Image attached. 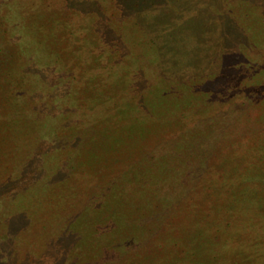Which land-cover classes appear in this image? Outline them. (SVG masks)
Returning <instances> with one entry per match:
<instances>
[{
    "label": "rangeland",
    "instance_id": "1",
    "mask_svg": "<svg viewBox=\"0 0 264 264\" xmlns=\"http://www.w3.org/2000/svg\"><path fill=\"white\" fill-rule=\"evenodd\" d=\"M72 1L0 0V231L25 239L17 256L2 240L0 264H264V75L255 78L264 69V0H235L243 11L232 15L197 0L213 6L208 29L187 23L190 0L175 3L181 15L169 26L139 33L127 18L129 46H111L113 54L105 48L118 41L113 28L98 32L112 20L85 28V7ZM69 6L76 35L65 32ZM7 78L18 83L13 92ZM241 80L245 98L223 87ZM192 93L230 98L229 117L182 119ZM259 113L261 126L249 121ZM212 125L234 143L241 132L258 136L212 159L208 181L222 188L180 182L177 167L199 161L197 133ZM35 167L32 183L24 175ZM98 187L112 191L108 203H81ZM15 213L27 215L23 234Z\"/></svg>",
    "mask_w": 264,
    "mask_h": 264
},
{
    "label": "trees",
    "instance_id": "2",
    "mask_svg": "<svg viewBox=\"0 0 264 264\" xmlns=\"http://www.w3.org/2000/svg\"><path fill=\"white\" fill-rule=\"evenodd\" d=\"M3 1H5L4 5H6L7 7H9V6L11 7V6H13V3L15 0H3ZM78 1H80L81 4H83V7H85V10L80 11L83 13V15H82L83 27H85V28L87 27L91 30L94 27V24L97 23V18H98V20H101L102 17L105 19L107 16L109 19L112 20V22L110 21L111 23L108 24L110 26H105L104 29L102 28L103 30L98 28V32L103 37V35L106 32V29L111 27V28H113V30H112L113 33L118 38V41L117 40L111 41V43H108V45L105 47L106 49H108L109 54H113L112 50L110 49L111 46L114 49V51L123 50L126 46L127 47L129 46L127 44H128V40H129V35H131L132 32H131V29H129L128 25L126 24L125 20L127 18H129V19L135 18L136 22L134 23V25L138 28L137 30H139V33H143L144 31L147 30L146 27H150V29L155 27V29H158L161 27V24H163V23H164V25L169 26L172 22L171 18H173L177 14L181 15L179 13V11L181 10V7H182L181 6L182 4H175L177 2H180L179 0H113L115 3H112L110 0H78ZM190 1L195 2V3H193V4H195L193 7L194 13L192 14V18L190 17L188 19L187 23H190L192 21L193 25L195 23V25H198L199 28H202V29L207 28L208 29V27L210 26L211 23H209L208 20H206L204 18H205V16H208V14H209L208 12L210 9L213 8V6L207 5V6L201 7V5L197 6V2H196L197 0H194V1L190 0ZM215 1L218 2L220 5H222V6L218 7L219 9H223L226 13H229L230 15H232L234 13H239V12L241 13L243 11V9H241L240 7L235 5V0H214V2ZM69 2H73V1L72 0H65L66 6L68 5ZM175 5H176V7H175ZM93 6H94V10H92V9L89 10V8H91ZM151 7H153V8H151ZM108 8L113 9V12H111V9L109 11ZM69 9L71 11L67 13V16H65V32L67 34L70 33V35L71 34L76 35V30H75L76 23H74L75 21H73L72 16H71V18L69 16V14H71V12L74 13V8L69 6ZM152 9H154V10H152ZM12 12H14V11H12ZM12 12L10 13V15L6 16V20L11 21L14 19V17H12V15H11ZM210 12H212V11H210ZM92 13L94 15H92ZM74 18L78 20L80 17L74 16ZM114 18L116 19L115 21H113ZM94 19H96V20L94 21ZM151 25H153V26H151ZM13 35H15V34H13ZM148 35H149V32H148L147 36ZM111 40H112V38H111ZM150 41H152V42H150ZM153 41L154 40H149L148 42L151 44V43H153ZM104 42H106V41L104 40ZM154 43H155V41H154ZM119 58H122V57H120V56L115 57V59H117V61H119ZM3 66H7V65H3ZM7 68H9V67H6V70H7L6 75L7 76H4V77H10L11 76V74H10L11 72ZM260 73L261 74H257V76L255 75V78L259 79L261 76H263L264 75V69H262V71ZM0 78H2V76ZM11 79H13V78H11ZM11 79H8L6 81V85L8 86V88H6V89L13 92V89H11V88H13V87H14V89H15V87L17 88L18 83L16 82L13 84V82L10 81ZM223 83H224L223 87H225L227 92L233 88L240 89L241 94H243V98L246 97V96L244 97V94L247 93L246 88H248V87L246 85L247 83H245V80H241L240 83L235 81L236 84H229L228 82H223ZM2 84H5V83L0 81V87H2ZM12 95H13V93H12ZM213 96L217 97V94L213 92ZM192 97L193 98H192L191 102L192 101L193 102L191 105L189 104L190 107H188V104H187V106H184L186 109H189V110H188V112L182 113L183 115H185L182 117V119L193 117L194 119L196 118L198 121V120H202V119L208 120L211 118L212 122L215 123L214 118L218 117L217 115H219V114H220L219 115L220 119L222 118L221 115H223V114H225V115H227V117H229L230 111H229V108H227V106H229L230 98H227V97L223 98L224 97L223 95L221 97L219 96V98L211 97V95H210V97H203V96L197 97V95L193 94V93H192ZM224 99H226V100H224ZM188 101L186 103H188ZM231 103H233V101ZM231 103H230V106H233V104H231ZM248 105H250V104H248ZM199 110H202V113H199L200 112ZM217 111L219 113H217ZM260 111L262 112V110H260ZM200 114H202V116ZM241 117H243V116H241ZM258 117H260V113L255 114V115L251 114L249 121L252 124L254 122L255 125H259L257 123ZM177 119H178V124L180 125L182 123L181 118L178 117ZM166 121H167V119H166ZM222 122H224V120ZM225 122H228V118H227V121H225ZM0 123L2 124L3 121H1ZM259 126H261V125H259ZM259 131H261L259 136H262V135L264 136V134L262 132V131H264V129H259ZM217 133L221 135L220 132H217ZM197 134H198L197 136L199 139H196V140H198V142L195 144L197 146V147H195L196 148L195 152H196V154L201 153V155L199 156L200 157L199 161L194 160V162H191V163H189V162L188 163H185V162L180 163V165L177 167L176 171L178 172V174L180 176L178 178V180L180 182H183L186 179L193 180L194 178H198L201 180V185L205 186L207 188H209L210 186H216V187L222 188V186H223V184L221 185L218 183H212V185H211V182L208 181L212 177V174H213L212 168L217 165V162L212 164V159L219 157V160H220V157L231 146L234 145L235 148L237 147L236 149H239V147L241 149L242 147H245V145H242V142L244 139H247L246 137H249V139H251V138L258 136L255 133L254 134L253 133H250V134L247 133L246 134V133L241 132L240 134H237L238 136H236L237 140L239 142L234 143L233 138H231V137L227 138V137H225V134H222L219 137L217 136V138H216V131H215V127H213V125L210 128L204 129ZM192 137H196V135L194 134V135H192ZM209 139H211V141H209ZM232 142H233V144H231ZM250 148H252V147L250 146ZM245 149L248 153H250V151H251V153H253L252 149H249V148L248 149L245 148ZM151 151H154V150H150V152ZM68 155H69V153L66 150L65 156L68 157ZM152 155H150V156H152ZM174 167H176V166H174ZM35 169H34V171L30 172L31 175L30 174L24 175V177L27 176L26 178H28L29 181L32 180L31 181L32 183L34 180H36L39 177L38 174L40 173V170L37 167H35ZM190 170L192 172H190ZM25 172H28V171H26V169H25ZM57 174L54 175L55 178H60L62 175L59 173H57ZM184 175L185 176L187 175V177H185ZM23 180H24V178H23ZM10 182H14L13 184L15 185L16 181H12L10 178ZM146 183L147 182H143V184H145V185H146ZM12 188L14 189L15 187H12ZM93 188H95V187H93ZM106 188L107 187H103V188L98 187V189L96 188V190L90 189L88 191L89 193L80 199L81 203H83L85 206L91 205V202L96 203L97 206L103 205V203H108V201L111 200V198H112V191L106 190ZM152 188H149V189H152ZM213 193H214V191H213ZM93 196H95V197L93 198ZM191 196H192V193H191ZM3 198H5V197H3ZM86 198H87V200H85ZM151 199H153L152 202L156 201L155 197H153ZM1 200H3V199H1ZM193 200H194V198H193ZM3 207H4V204L0 203V212H1V209L4 210ZM16 214L17 213L10 216L9 219L13 218V217H14V219H16V221L12 224V225H14V224L16 225L14 232H16V234H18V233L20 234V232L23 234L24 229H26V227L28 228V225L26 224L27 222H26V220H24L27 215H25V213H24L22 216H19L20 220L18 221V218H17L18 216H16ZM0 218H1V214H0ZM5 221H3V222L5 223ZM1 223L2 222L0 221V224ZM11 223H12V221H11ZM17 224H18V226H17ZM33 227H34L33 225L30 226L29 230L31 231V228L33 229ZM9 232H11V231L7 229L6 225H4L0 231V242L3 240V242H1V243H2V245H5V244H7V241L10 240L9 250H12L11 253L12 254L15 253V256H17L16 253H17L19 248H22L25 250V248H23V246L20 245L22 242H24L25 239H23L24 238L23 235H20L17 238L13 239V237L7 235ZM158 232L159 231H157L156 233H158ZM154 237H155V235H154ZM151 248L152 249L154 248L156 250V249H158V246H157V244H155ZM5 253H3L2 258L5 257Z\"/></svg>",
    "mask_w": 264,
    "mask_h": 264
}]
</instances>
